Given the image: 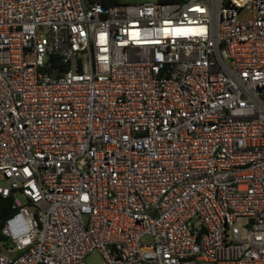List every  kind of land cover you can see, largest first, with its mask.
<instances>
[{
  "label": "built area",
  "instance_id": "2783aa9c",
  "mask_svg": "<svg viewBox=\"0 0 264 264\" xmlns=\"http://www.w3.org/2000/svg\"><path fill=\"white\" fill-rule=\"evenodd\" d=\"M0 264H264V0H0Z\"/></svg>",
  "mask_w": 264,
  "mask_h": 264
},
{
  "label": "trees",
  "instance_id": "16d2710c",
  "mask_svg": "<svg viewBox=\"0 0 264 264\" xmlns=\"http://www.w3.org/2000/svg\"><path fill=\"white\" fill-rule=\"evenodd\" d=\"M165 2V0H162ZM104 6H111L115 4H119V0H101ZM12 205H13V199L8 198L4 199L0 196V244H7V239L2 233V229L4 227V224L6 220L11 216L12 214ZM0 251H3V248L0 247Z\"/></svg>",
  "mask_w": 264,
  "mask_h": 264
},
{
  "label": "rangeland",
  "instance_id": "374dc122",
  "mask_svg": "<svg viewBox=\"0 0 264 264\" xmlns=\"http://www.w3.org/2000/svg\"><path fill=\"white\" fill-rule=\"evenodd\" d=\"M156 0H119L120 4H139V3H150ZM102 257L98 252L92 253L86 258V264H102Z\"/></svg>",
  "mask_w": 264,
  "mask_h": 264
}]
</instances>
